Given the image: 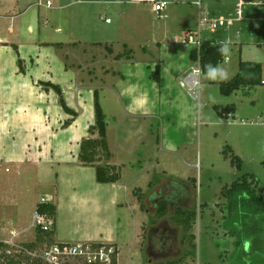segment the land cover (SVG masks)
I'll return each instance as SVG.
<instances>
[{
  "label": "rangeland",
  "instance_id": "1",
  "mask_svg": "<svg viewBox=\"0 0 264 264\" xmlns=\"http://www.w3.org/2000/svg\"><path fill=\"white\" fill-rule=\"evenodd\" d=\"M197 1L200 2L199 5L191 6L188 3L182 5L181 9H175L177 16L183 15L186 18L183 22L178 20L179 23L177 22L175 26L184 24L197 30L198 10L202 7L210 9L206 12L208 19L219 20L221 15L222 24L213 30L207 23H203L204 16L199 23L203 39L221 42L231 38L233 41L230 55L219 65L228 69L231 78L237 71L239 59L260 62L262 79H264L263 23L236 22V18L232 16L233 25L227 27L226 19L229 14L220 9H233L238 0H193L195 3ZM106 2L99 14L102 19L105 17L110 21L113 20L111 25L113 27L118 16L117 5L114 4L116 0H106ZM245 8L255 9L253 6H245ZM217 9L220 11L217 12ZM143 15L147 19L158 17V13L151 11L150 4L143 7ZM174 18L179 17L174 16ZM71 50L72 47L70 52ZM100 53L105 56L104 51ZM108 54L106 56L110 57V53ZM114 54L115 51L110 58H113ZM69 56L66 60L67 65L83 67L82 57H79L80 61H78L73 56H70L71 58ZM85 58L90 57L88 55ZM91 74V80L99 79L94 71H91ZM86 79L88 80L87 77ZM199 80L200 85L190 103L189 100L181 101L186 104V110L183 104H180L181 110L178 112L175 108L172 109L174 115L168 127L172 148L162 147L159 152L162 163L166 167L169 166V168L165 167L170 172L168 175L177 177L176 179L186 176L195 178L194 183L188 181L189 199L181 206L183 210L196 212L189 229L186 231L182 229L180 221L176 219L173 206H170L163 215L156 213L158 199L155 198L167 179L171 177L166 179L164 175L159 174L158 177L155 176L154 184L148 186L143 173L136 176V172L122 169L120 172L122 180L115 184H101L96 180V166L109 165L107 162L110 160L111 148L115 141L110 143L105 136L106 148H97V161L93 165L72 161L64 165L65 168H51V172L46 171L48 173L38 170L39 172L33 171L27 176L22 174L18 180L12 177L1 180L0 189L4 193L14 194L13 197L16 199L26 193L28 199L19 210L10 208L0 216V239L8 240L11 237L9 230L14 229L24 230L21 235L14 238L16 242L22 243L34 238L32 242L34 241L33 244L38 247L50 245L52 242H112L118 248L119 264H159L173 260L177 262L176 264H263L262 233L251 232L250 227L254 222H251L247 216L248 220L239 216L237 209L233 211L227 209V198L221 195V191L224 187H229L233 181L252 174L256 194H264V83L224 96L219 92L218 81L207 80L204 75H199ZM93 85V92L96 90L99 96V81ZM227 104L235 106V118L221 116L213 109L214 105ZM56 118L57 114L54 113L47 118L49 119L47 123H50L49 129L50 127L53 129L52 131L50 129L51 134L46 139V143L52 149L60 144L64 145L61 158L65 160L69 155L77 156L79 145L74 140L69 143L70 140H67L69 133L63 129L66 119L56 123L58 121ZM93 123L90 122L86 130ZM143 124L145 126L141 127L142 131H146L147 134L150 130L151 138L149 136L146 140L150 149L152 139L155 138L156 145L159 142L158 122L152 121L150 125L143 122ZM109 134L113 137L116 133ZM84 137L97 138V132L90 135L86 131ZM0 144L10 146L13 143L10 139L0 141ZM135 147L137 146L131 148L134 154ZM227 147H230L233 154L241 159L240 167H236L230 158L223 157L222 151ZM148 148L146 147L147 150ZM155 148L153 144V149ZM157 150H154L153 154L142 152L137 155L139 159L143 155L145 162H153ZM107 152L110 155H107ZM136 159L138 158H134V161ZM115 167L118 170L117 166ZM55 171L61 173L58 177V185L54 180ZM3 174L0 168V179ZM16 185H20L23 189L15 192ZM134 186L141 189L137 191ZM132 189L136 190L134 194ZM42 197L45 199L44 204L51 203L55 208L57 206L54 216H49L54 222L51 227L55 231L53 241L48 240L47 237L42 239L40 237L38 241L39 234L36 225L33 224V206L37 201L40 204ZM81 201L89 202L84 206H87L86 209L80 206ZM152 228L157 232L162 229L170 230L172 234L169 239L172 240L173 246L165 252H159V248L156 249L158 244L151 239L149 241V237L155 234L152 233ZM169 239L166 241V247L171 242ZM245 243H248L247 249Z\"/></svg>",
  "mask_w": 264,
  "mask_h": 264
},
{
  "label": "crops",
  "instance_id": "2",
  "mask_svg": "<svg viewBox=\"0 0 264 264\" xmlns=\"http://www.w3.org/2000/svg\"><path fill=\"white\" fill-rule=\"evenodd\" d=\"M46 1L51 5L47 6ZM152 1L116 0L118 16L112 27L113 20L105 22L107 18L102 19L99 14L107 4L106 0H0V141L11 139L13 143L10 146L0 144V168L4 173L0 182L6 177L18 180L22 174L27 176L38 170L51 172V168H65L69 162H80L78 154L69 155L66 160L61 158L64 145L52 149L46 143L53 129L50 127V131V123H47L49 115L57 114L56 123L70 116L62 111L54 89L43 83L58 86L66 104L76 111L74 122L63 129L69 133V143L74 140L79 145L86 127L94 121L93 83L97 81L106 121V140L110 143L115 140L107 163L118 168L116 182L122 180V169L136 172V176L143 173L147 185L159 174L171 177L166 169L169 166L162 163L159 152L162 147L172 148L168 129L174 115L172 109L180 111V104L185 109L186 104L181 101L189 100L190 103L200 85L199 75H204L198 63L189 58L192 46L186 43V36L188 32H196V38L205 41L199 23L210 9L202 7L198 10L196 30L181 23L175 26L186 19L183 15L177 16L175 9L188 3L195 6L193 0H164L168 8L159 12L152 9ZM146 4H150L153 13H158L157 18L144 17ZM220 10L229 14L226 20L231 22L234 16L236 22H262L264 27V0H238L233 9ZM232 25L233 22L227 27ZM70 47L73 48L71 52ZM100 51H104L105 56ZM108 53L110 57L106 56ZM69 55L78 61L82 57L83 67L67 65ZM88 55L90 58H85ZM18 60L23 71H20ZM156 70L158 80L152 76ZM91 71L99 76L98 80H91ZM152 121L158 122L159 142L156 145L157 141L152 139L149 149L146 140L151 138L150 130L146 134L141 127L145 126L143 122L150 125ZM111 132L116 134L110 137ZM134 146H137L135 154L131 150ZM154 150L158 153L154 154L153 162H145L143 155L140 160L137 155L142 152L153 154ZM54 174L58 185L61 173L55 171ZM22 189L20 185L14 188L15 192ZM134 189L138 191L141 187L134 186ZM134 189L132 194L136 192ZM13 196L0 189V216L10 208L19 210L28 199L26 193L17 199ZM88 203L81 201L80 206L86 209L84 206ZM38 204L37 201L34 210ZM23 232L10 229L11 237L0 241L16 242L14 238ZM32 240L22 243L31 244Z\"/></svg>",
  "mask_w": 264,
  "mask_h": 264
},
{
  "label": "trees",
  "instance_id": "3",
  "mask_svg": "<svg viewBox=\"0 0 264 264\" xmlns=\"http://www.w3.org/2000/svg\"><path fill=\"white\" fill-rule=\"evenodd\" d=\"M219 43H213L210 41H201L199 48H192L189 54V58L192 61L198 63L200 71L204 74V65L213 64L219 65L224 59V56H221L217 48ZM116 56V58H118ZM18 65L20 66V71H23L21 67V61L18 60ZM155 80L159 79L157 70L152 74ZM262 81V64L260 62L254 61H238V68L236 73L229 80L218 81L219 92L224 96H229L232 93L239 91L241 89H250L254 86L261 84ZM43 85L50 86L58 95V102L65 114H68L70 117L66 119L63 123L64 127L70 125L77 116L76 111L70 108L62 95L61 89L52 84ZM93 108H94V123L87 128V132L90 135H93L97 132V138H82L79 143V152L78 160L84 165H93L97 161V148L101 147L106 148V121L105 115L100 105L98 92L95 90L93 92ZM213 109L221 116L225 115L227 117H233L235 112V106L233 104H227L224 106L214 105ZM224 158H230L236 167H240L241 159L233 154L230 147L223 149L222 151ZM107 155H110L107 152ZM96 180L99 183H113L119 179V171L114 165H97L96 166ZM248 177L250 179H248ZM167 179V178H166ZM168 181L163 185L162 190L158 191V196L155 195L158 199V204L155 207L156 213L163 215L170 206L174 207L177 220L180 221L183 230H187L190 227L191 221L196 217L195 210L187 211L181 209L182 202L187 203L189 199L188 194V181L195 182V179L190 180H180L174 177L168 178ZM254 176L252 174L248 176H243L240 179L233 181L229 187H224L221 191V195L227 198V209L230 211L237 209L239 211V216L250 218L251 222H254L251 225V232L260 231L264 239V194H256V185H254ZM153 181H150L148 186H152ZM135 193V191H134ZM160 200V201H159ZM140 201V200H139ZM156 203V200H154ZM141 206V205H140ZM55 206L52 204H39L37 205V210L41 213H45L48 216L53 217L55 214ZM248 218H247V217ZM245 219V220H246ZM249 221V222H250ZM37 233L40 237H47L48 240L53 241L55 231L53 228L50 230H42L37 227ZM253 235V233H252ZM53 243V242H52ZM34 244L31 243L30 246ZM7 246L6 243L0 241V249H3ZM175 260L168 261L166 263L159 264H176ZM264 264V263H263Z\"/></svg>",
  "mask_w": 264,
  "mask_h": 264
},
{
  "label": "built area",
  "instance_id": "4",
  "mask_svg": "<svg viewBox=\"0 0 264 264\" xmlns=\"http://www.w3.org/2000/svg\"><path fill=\"white\" fill-rule=\"evenodd\" d=\"M196 4H200L199 1ZM50 6L51 2L46 1ZM167 3L163 0H153L152 9L155 12L162 11ZM240 13V10L237 11ZM203 23H207L213 30L222 24V18L210 20L203 17ZM105 22H110L107 18ZM231 20H226V25H231ZM198 33L188 32L186 43L192 48H199L201 41L196 38ZM261 83H264L262 80ZM44 198L40 204H44ZM33 224L42 230L51 229L53 220L37 208L33 212ZM14 235L13 231H10ZM7 246L0 251V264H119L118 248L112 242L82 241L76 243L54 242L44 247L18 242H8Z\"/></svg>",
  "mask_w": 264,
  "mask_h": 264
},
{
  "label": "clouds",
  "instance_id": "5",
  "mask_svg": "<svg viewBox=\"0 0 264 264\" xmlns=\"http://www.w3.org/2000/svg\"><path fill=\"white\" fill-rule=\"evenodd\" d=\"M232 39H226L219 43L217 48L218 53L221 56L227 57L231 53ZM204 75L205 79L211 81H226L230 79V73L227 68H224L220 65H213L211 63L204 65Z\"/></svg>",
  "mask_w": 264,
  "mask_h": 264
},
{
  "label": "flooded vegetation",
  "instance_id": "6",
  "mask_svg": "<svg viewBox=\"0 0 264 264\" xmlns=\"http://www.w3.org/2000/svg\"><path fill=\"white\" fill-rule=\"evenodd\" d=\"M184 204H185V202H182V205H184ZM152 229H153V230H151L152 233L154 232L155 234L152 237L151 236L152 233L150 231V236L151 237H149V241L151 239L153 242H156L158 244V246H156L157 247L156 249L159 248V252H165V250H168V249L171 248V246H173L172 240L169 239L171 234H172V232L170 230L167 231V229L166 230L162 229L161 231L157 232L154 228H152ZM168 239L171 242H170L169 246L166 247V241H168Z\"/></svg>",
  "mask_w": 264,
  "mask_h": 264
},
{
  "label": "water",
  "instance_id": "7",
  "mask_svg": "<svg viewBox=\"0 0 264 264\" xmlns=\"http://www.w3.org/2000/svg\"><path fill=\"white\" fill-rule=\"evenodd\" d=\"M248 248V243H245V249H247Z\"/></svg>",
  "mask_w": 264,
  "mask_h": 264
}]
</instances>
